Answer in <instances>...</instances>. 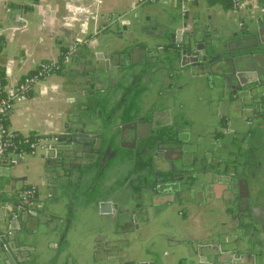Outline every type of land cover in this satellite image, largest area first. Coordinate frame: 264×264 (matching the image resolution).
Wrapping results in <instances>:
<instances>
[{
    "label": "flooded vegetation",
    "instance_id": "obj_1",
    "mask_svg": "<svg viewBox=\"0 0 264 264\" xmlns=\"http://www.w3.org/2000/svg\"><path fill=\"white\" fill-rule=\"evenodd\" d=\"M260 62L256 58V68L250 65L235 77H195L165 63L163 71L150 67L154 70L139 74L135 67L122 83L115 80L111 105L95 112L100 120L114 122V138L100 159L76 162L74 174L69 172L65 188L71 194L64 204L63 227L69 204L71 227L79 209L87 223L81 220L75 227L83 228L85 240L91 238L87 246L84 243L88 252L101 257L97 250L109 241L106 237L117 239L118 232L148 229L164 208L215 201L229 214L237 230L234 239H264L261 225L250 221L251 208H264V66L260 68ZM124 175L127 189L114 193L111 203L101 207L108 216L91 224L90 208L105 200ZM185 187L195 188L196 194L184 192ZM93 196L97 200L91 205ZM138 210L148 215L137 219L135 227L130 213ZM118 242L121 253L128 252L123 248L127 241ZM58 244L55 255L63 242L58 239Z\"/></svg>",
    "mask_w": 264,
    "mask_h": 264
},
{
    "label": "water",
    "instance_id": "obj_2",
    "mask_svg": "<svg viewBox=\"0 0 264 264\" xmlns=\"http://www.w3.org/2000/svg\"><path fill=\"white\" fill-rule=\"evenodd\" d=\"M150 20V28H145L146 34L134 31L120 46H114V42L107 37L97 44L99 48L86 44L70 53L62 75L66 78L65 94L73 106L66 115L56 142L45 152L43 176L34 196L21 201L25 189L16 186L20 179H12L9 169H5L2 176L5 180L0 184V264H38L40 257L36 253V245L55 239L61 240L63 245L60 253L53 255L54 263L146 264L137 259V255L121 253L118 239L108 237L109 241L99 247L101 252L97 250L101 257L88 252L67 261L70 256H65L66 249L74 242L69 238L74 236L76 225L71 227L73 210L69 204L63 227L64 204L71 194L65 188L69 172L74 174L72 170L79 166L76 162L100 159L103 152H109L114 138V122L108 118L100 120L95 112L111 105L115 80L122 83L136 69L139 74L154 70L150 67H156V72H160L163 71L161 66L166 63L195 77H235V73L248 71L250 65L256 68L258 57L262 60L259 67L263 68L264 5L253 9L241 25H226V33L210 23L203 26L197 22L199 19L194 24L182 19L179 29L175 17L165 11L154 12ZM184 192L195 195L196 189L185 187ZM96 200L95 196L90 198L91 205ZM18 203H22L25 209L20 212V217L12 218ZM128 212L124 210L122 214L128 217ZM147 215L144 210H138L136 214L132 211L131 222L137 227V219ZM250 221L264 229V208H251ZM240 241L232 244L221 241L217 246L199 242L198 245L199 250L209 251L206 264H264V239L249 236ZM242 248L247 251L240 252ZM82 251L88 250L83 248Z\"/></svg>",
    "mask_w": 264,
    "mask_h": 264
},
{
    "label": "crops",
    "instance_id": "obj_3",
    "mask_svg": "<svg viewBox=\"0 0 264 264\" xmlns=\"http://www.w3.org/2000/svg\"><path fill=\"white\" fill-rule=\"evenodd\" d=\"M260 4L264 5L261 1L244 0L241 8L233 10L227 0H195L190 3L99 0L97 5L93 0H0V71L4 90L9 91L20 79L32 73L39 62L59 61L68 50H76L86 44L98 47L97 44L107 37L114 42V46H120L134 31L146 34L145 28H150V18L154 12L172 14L179 29L184 19L203 26L210 23L226 33V25H241L244 23L241 21L248 18ZM155 22L157 27V16ZM66 65L37 83L25 99L12 107L5 119L8 131L18 137L57 138L73 106L64 90L66 78L62 73ZM46 150H36L33 155L26 153L16 165L2 168L0 184L5 180L2 177L5 169H9L12 179H20L16 186H21L25 191H35L43 176ZM126 180L127 175L117 179L105 200L90 208L87 220L91 224L108 216L101 207L104 203H111L112 195L124 193ZM110 209L116 210L112 206ZM158 219L151 222L148 229L144 228L138 233L123 235L127 232H118L124 237L122 240L128 243L125 247L128 253L137 255V259L146 264H206L209 251L199 250V242L208 246H217L221 241L241 243V238L234 239L235 236L230 235L231 228L228 219L224 218V209L215 201L185 208L167 207L159 212ZM74 220L77 227L81 225L83 219L79 209ZM85 221L82 223H87ZM81 229L75 227L73 230L78 240L74 239L66 249L65 256H72L67 257V261L75 258L83 248L85 250L91 241V238L85 240L86 232ZM78 231L79 235L75 234ZM82 244L83 247L79 249ZM57 246V239L38 243L35 247L40 257L38 264H58L52 261ZM246 251V248L240 250ZM32 253L34 251L29 252Z\"/></svg>",
    "mask_w": 264,
    "mask_h": 264
},
{
    "label": "built area",
    "instance_id": "obj_4",
    "mask_svg": "<svg viewBox=\"0 0 264 264\" xmlns=\"http://www.w3.org/2000/svg\"><path fill=\"white\" fill-rule=\"evenodd\" d=\"M153 2L155 0H148ZM172 3H190L195 0H169ZM205 1H216V0H205ZM233 10L239 9L244 5V0H227ZM264 3V0H257ZM94 4L97 5L99 0H93ZM74 49L66 51L62 54L59 61H42L39 62L35 70L20 79L9 91L4 90L2 83V75L0 71V169L9 168L16 165L18 160L23 157L26 153L33 155L36 150L44 151L50 146L48 143L56 142V137L48 139L38 137H18L15 133L7 130L5 125V119L8 112L12 107L25 99L33 87L40 81L47 78L50 74L57 72L63 65L68 62L69 55ZM46 143V144H45ZM34 191L31 189L26 190L23 193L21 201H25L27 198H31ZM24 205L18 203L15 207V212L11 214L12 218H15L21 211H23ZM9 210L10 208L7 207Z\"/></svg>",
    "mask_w": 264,
    "mask_h": 264
},
{
    "label": "rangeland",
    "instance_id": "obj_5",
    "mask_svg": "<svg viewBox=\"0 0 264 264\" xmlns=\"http://www.w3.org/2000/svg\"><path fill=\"white\" fill-rule=\"evenodd\" d=\"M186 91L184 92V94H185V97H186V100L188 101L189 100V98L187 97V95H186ZM263 170H264V168H262ZM263 176H264V172H263ZM228 212V211H227ZM224 218L225 219H228V221H229V225H230V232H231V230H232V228H233V226L230 224V220H229V214L228 213H224ZM233 230L234 231H232V233L230 234V235H235L236 234V232L235 231H237V230H235L234 228H233ZM72 234V233H71ZM75 234H78L79 235V231L77 232V233H75ZM117 238H120V240L119 241H121L122 240V238H124V237H122L121 235H119ZM71 241H73L74 239H77L78 240V238L76 237V236H71V238H69ZM82 242V241H81ZM78 243H79V241H78ZM83 243V242H82ZM81 247H83V245H80L79 246V249L81 248ZM123 248H125V247H123ZM83 253H88V251L86 252V251H82L81 250V252H78L76 255H79V254H83Z\"/></svg>",
    "mask_w": 264,
    "mask_h": 264
},
{
    "label": "trees",
    "instance_id": "obj_6",
    "mask_svg": "<svg viewBox=\"0 0 264 264\" xmlns=\"http://www.w3.org/2000/svg\"><path fill=\"white\" fill-rule=\"evenodd\" d=\"M2 83H3V81H2Z\"/></svg>",
    "mask_w": 264,
    "mask_h": 264
}]
</instances>
